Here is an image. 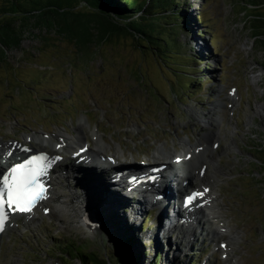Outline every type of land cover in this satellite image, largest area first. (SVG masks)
<instances>
[{"label": "rangeland", "instance_id": "374dc122", "mask_svg": "<svg viewBox=\"0 0 264 264\" xmlns=\"http://www.w3.org/2000/svg\"><path fill=\"white\" fill-rule=\"evenodd\" d=\"M186 2L190 33L176 28L175 16L160 18L168 26L159 36L178 38L182 50L174 53L151 52L142 42L123 35L88 48L79 47L53 29L25 30L20 46L6 50L5 60L0 61V149L25 146L30 150L32 145L35 153L42 152L34 142L23 145L24 140L39 137L56 145L53 134L65 131L70 137L76 136L74 130L82 121L86 123L85 141L89 142L83 147L89 154L96 155V132L99 139L95 143L106 149L101 155L113 157L110 164L120 165L116 169H125L142 166L135 162L138 165L127 163L125 167L118 163L122 158L146 159L152 165L159 158L180 152L181 140L195 144L185 148L183 141L185 153H189V149L203 145L197 142L201 136L211 135L207 145H213L215 136L222 140L223 148H215L211 163H207V184L215 188L217 207L235 234L228 264H264V166L256 164L255 152L250 149L255 143L264 146V112L257 118L250 110L256 93L244 75L255 66L253 84L257 103L264 109V75L260 78L261 68L257 67L259 61L264 63V50L258 43L262 38L253 36L255 30L261 35L262 31L252 25L264 18V6L249 10L248 0ZM167 4L160 6L153 0L152 6L160 11ZM262 29L264 33V24ZM195 42L202 44L201 51L195 49ZM193 55L201 66L193 79L196 84L189 86V62L183 57L193 60ZM204 68L208 73L200 75ZM240 98H244L241 107ZM246 134L252 135L255 143L248 141ZM65 155L69 160L62 163L63 173L50 175L53 190L44 198L46 206L33 212L35 221L28 223L24 216L19 217L16 226L2 237L0 264H79L64 257V253H72L69 245L75 247L78 241L60 206L65 196L72 197L79 209L95 211L99 210L98 201L91 193L97 192V199L102 197L105 202L104 215L109 217L107 210L112 209L131 217L138 234L141 221L153 213L150 210L155 211L154 207L143 210L139 197H129L134 190L131 187L125 189L128 193L118 192L111 181V169L89 170L77 163L72 153H59ZM173 156L184 157L182 152ZM195 190L199 191V186ZM154 219L153 213L142 234L146 243L152 244L151 250L163 255L162 264H224L223 248L212 238L190 241L176 230L158 229ZM107 226L111 231L107 245L114 255L117 232L111 223ZM202 227L210 228L204 221ZM119 229L116 231L122 234L124 227ZM136 247L142 248L141 244Z\"/></svg>", "mask_w": 264, "mask_h": 264}, {"label": "trees", "instance_id": "16d2710c", "mask_svg": "<svg viewBox=\"0 0 264 264\" xmlns=\"http://www.w3.org/2000/svg\"><path fill=\"white\" fill-rule=\"evenodd\" d=\"M186 1L158 0L160 6L164 3L168 4L166 8L163 6L160 11H156V7L152 6L153 0H0V61L5 60L6 50L20 46L23 32L29 30L30 27L53 29L58 35L65 37L79 47L87 46L89 48L95 43L123 35L131 37L137 43L142 42V47L151 52L174 53V50H182L178 46V38L174 35H172L173 37L170 35L159 36L165 32L162 31L165 30L164 27L168 26L160 21V18L175 16L176 28L181 33H190L191 31L187 29L189 24L184 10L187 6ZM248 2L256 8L264 6V0H248ZM78 7H82L84 11L109 16L115 24L97 25L91 20L92 18L84 15L88 12L70 11L78 9ZM204 7L206 8L207 4ZM263 20L261 18L252 25L254 24V28L262 31L261 35L255 34V30L253 36L262 37V43L261 41L258 43L264 50ZM204 27L208 30L206 32L211 30L209 24L204 25ZM185 50L188 52L186 47ZM215 50L219 52V48H215ZM184 58L189 62L187 63L188 69H186L188 85L194 86L196 82L193 79L199 75L198 70L201 65L194 55L192 56L193 60ZM171 62L173 65L182 66L176 64L175 61ZM208 71L209 69L204 68L202 69L203 74L200 75H204ZM250 149L255 152L252 154L256 156V164L259 162L261 166H264V146L256 144V146H250ZM91 195L98 203L100 201L103 203L102 197L97 199V192H92ZM107 211L110 213L109 217L107 214L108 222L112 223L115 229L124 227L122 234L119 231L114 236L117 248L116 262L118 264H162L163 255L159 251L153 252L151 250L152 244L146 243L143 239L144 234L142 233L148 228L146 222L150 219V215L145 218L144 225L138 226L141 237L137 232L136 225L132 224L131 217L112 209ZM138 244H141V249H137ZM65 246L63 245L62 248H66ZM81 261L82 264L93 263L88 256H81Z\"/></svg>", "mask_w": 264, "mask_h": 264}, {"label": "bare ground", "instance_id": "6f19581e", "mask_svg": "<svg viewBox=\"0 0 264 264\" xmlns=\"http://www.w3.org/2000/svg\"><path fill=\"white\" fill-rule=\"evenodd\" d=\"M194 47L198 51L202 50V44H200V42H195ZM258 109L259 113L264 112L263 106H258ZM211 119L213 122H215L214 118ZM85 125V122H79L78 126L74 130L76 136L72 135L70 137V134L66 133L65 131H58L57 133L53 134L51 137L56 140V145H50L49 143L45 142V138L43 139L39 137H31L29 138V141H26L25 139L23 145H27V143L29 142H34L35 147L39 150H42V152H45V149H49L47 153V157L50 158L48 165L52 167V170L48 173V175L53 174L57 176L59 174V171L63 173L62 163L67 162L69 158L68 155L61 157L59 156V153H72L74 158H78L77 163L83 165L89 170H97L99 169V167L101 169V167L108 164V162H110L112 160L111 158L113 157L109 158L108 156L106 157L104 155H101L102 152L106 151V149L104 148V151L101 150V147L95 143V141L99 139L96 132H94L93 134V144L96 147L94 149V153L96 155L91 156L89 154L88 149H85L83 147V144H89L87 140L85 141ZM210 137V134L201 136L200 140H198L197 142H201L203 145H200V147L189 149V153H185L186 150H184L183 141H185L187 145L185 148H190V146L195 144L187 142V140L185 139L181 140L180 152L183 153V158L173 156L180 153L178 152L175 154H171L166 158L157 159L159 161L157 162L158 164L162 163V161L170 160V162L175 163L176 167L174 168L165 166L162 167V165H160L148 171V169H144L142 167H128L125 169H116L111 167L110 175L111 181H113V185L116 189L122 191L123 193H128L125 190L128 186L134 189L132 190L133 192L130 193L129 197H132V199H134V195L139 197L140 202L142 203V205H144L143 210L147 211L151 207H154L156 212L154 210L150 211H153L154 213V221L158 229L164 232H168L169 230H176L175 232H180L183 238L188 240L192 239V241H195L199 238L210 237L214 240L215 244L223 248L222 254L225 258L224 264H228L230 261L229 256L231 255L230 245L235 240V234L230 232L228 221L225 219L226 215L222 214L217 207L216 202L218 198H216L215 196V188H212L209 184H207L210 176L207 175V172H200L201 168L208 171L207 163H211L212 161L210 159H212L213 147H211V145H207V143H209L210 141ZM79 143H81L80 147ZM103 143L105 142L103 141ZM205 144L206 147L204 146ZM30 146V150H27V147L25 146L23 149H21L20 147L8 148L6 150L0 149V178H2L3 174L8 172V170L10 169V165L18 164L27 159L29 156L35 155L36 149L33 148L32 145ZM56 157H59L60 159L57 160L55 159ZM133 159L134 158L132 157L129 159L123 158L118 163H131L134 162L135 159ZM205 161V165H202ZM146 162L148 161H141V163ZM136 168H139L141 170H138ZM160 169L163 173H160ZM150 175H152V179L147 178ZM141 176H144L146 179H140ZM190 180L197 181V184L199 182V191L197 192H201L203 195L202 197L191 202V208L183 206L184 204L182 202L184 196L182 195L180 209L178 202H176V195L179 194V190L177 191L176 188L181 183L182 185L179 186V189L183 188V192L186 191L187 182ZM48 184H50V190H53L54 185L49 181ZM158 185H162V187L165 189L164 193H161L157 189ZM191 189H193V187ZM205 189H207V191H205ZM51 194L54 195L53 192ZM80 197L82 198L83 196ZM84 198L85 200H87L86 195ZM171 201L173 204H170ZM103 203H98V206H102ZM133 203L134 201L132 202V204ZM40 204L44 207L46 206L45 201H42ZM175 204H177V207H175ZM85 205L89 208L91 206L88 205V203H85ZM104 207L105 206L103 205V209ZM82 210L88 209L84 208ZM143 210L142 208H140V211ZM79 212L83 213L82 211ZM203 215H205V217H203ZM24 216L27 217V222L35 221L32 213L26 214ZM17 221V217L14 216L9 220V222L5 224L3 231L0 232V244L2 242V237L7 236V233L15 227ZM203 221L210 226L209 230L203 229ZM116 232L118 233L119 231ZM194 233L195 237L193 235ZM187 243L189 245L188 241Z\"/></svg>", "mask_w": 264, "mask_h": 264}, {"label": "water", "instance_id": "95a60500", "mask_svg": "<svg viewBox=\"0 0 264 264\" xmlns=\"http://www.w3.org/2000/svg\"><path fill=\"white\" fill-rule=\"evenodd\" d=\"M70 11L88 12V14L84 15L92 18L91 20L97 25L115 24L111 17L95 14L92 13V11H84L82 7ZM257 20H259V18ZM60 206L61 209L63 208V213L68 221L70 231H74L75 240L78 236V241L75 243V247L69 245L72 252L71 254H74L75 257L67 252L64 254V257L79 264H82L81 256L90 257L93 261V263L91 262L92 264H111V262H113V264H118L116 262L117 252L114 255L109 253L107 244L110 242L111 231L107 224L110 222L106 219L107 216L105 217L104 215L106 212L102 210L103 208L99 206V210L95 211L79 209L76 201L69 196L63 197ZM79 211H82L83 213H80ZM100 213L103 217L99 215Z\"/></svg>", "mask_w": 264, "mask_h": 264}, {"label": "snow or ice", "instance_id": "6c2138e0", "mask_svg": "<svg viewBox=\"0 0 264 264\" xmlns=\"http://www.w3.org/2000/svg\"><path fill=\"white\" fill-rule=\"evenodd\" d=\"M46 155L33 156L22 163L14 165L0 178V232L8 220L9 212L31 213L36 203L45 198L42 177L47 174ZM55 159H60L56 157ZM207 191V189H205ZM202 193H193L186 205L202 197ZM7 197V199H5ZM7 204V210L5 205Z\"/></svg>", "mask_w": 264, "mask_h": 264}, {"label": "built area", "instance_id": "2783aa9c", "mask_svg": "<svg viewBox=\"0 0 264 264\" xmlns=\"http://www.w3.org/2000/svg\"><path fill=\"white\" fill-rule=\"evenodd\" d=\"M253 9L252 6H250L249 10ZM255 41V40H254ZM257 64V63H256ZM263 66H264V63L262 64L260 61L259 63L257 64V67H260L261 68V75H260V78L263 77L264 75V69H263ZM256 70L255 66L252 65L251 67H249V69L247 71H245L244 75H245V80L247 81V83L250 85V87L252 88L253 91H255L256 95L253 96V98L251 99L250 101V110L255 114V116L258 118V116L261 117V113L258 112V106H262V104L260 103H257V92L255 90V86L253 84V79L256 78V76L254 75V71ZM248 103V100L246 99V104ZM247 128V127H246ZM249 131H252V129L250 130V128L248 129ZM246 137L248 139V141H251V142H254L253 141V137L252 135L251 136H248L246 134ZM255 143V142H254ZM257 144V143H255Z\"/></svg>", "mask_w": 264, "mask_h": 264}]
</instances>
